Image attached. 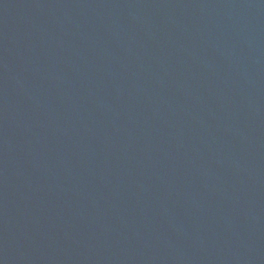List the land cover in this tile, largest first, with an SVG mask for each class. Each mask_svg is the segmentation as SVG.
Here are the masks:
<instances>
[{"label":"water","instance_id":"1","mask_svg":"<svg viewBox=\"0 0 264 264\" xmlns=\"http://www.w3.org/2000/svg\"><path fill=\"white\" fill-rule=\"evenodd\" d=\"M0 264H264V0H0Z\"/></svg>","mask_w":264,"mask_h":264}]
</instances>
